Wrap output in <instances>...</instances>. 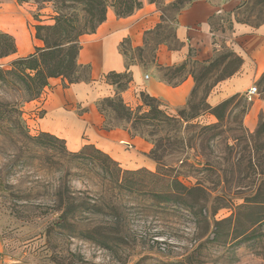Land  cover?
Wrapping results in <instances>:
<instances>
[{
	"label": "rangeland",
	"instance_id": "374dc122",
	"mask_svg": "<svg viewBox=\"0 0 264 264\" xmlns=\"http://www.w3.org/2000/svg\"><path fill=\"white\" fill-rule=\"evenodd\" d=\"M186 1L141 0V7L145 3L154 5L160 13L161 25L147 35L143 49L126 53L127 57L149 63L158 43L172 41L177 10ZM109 11L114 14L113 8ZM58 14L68 17L73 26L81 21L84 12L81 6L68 1L60 4L57 0H0V32L12 37L16 46L14 55L0 60V68L9 70L17 58L43 48L35 28L52 26ZM236 19L252 25L264 23V0H246ZM40 35L45 37L49 33L42 31ZM85 36L79 37L80 43ZM49 40L54 38L51 36ZM228 56L219 55L207 71L198 67V88L189 102L192 112L203 108L202 100L209 87L236 67ZM84 77H89V71L82 70L73 78ZM254 86L261 97L264 82ZM20 96L17 85H0V101L20 102L22 112L19 124L11 121L0 128V264H264V206L237 210L241 201L220 198L224 190L231 193L234 189L233 183H222V170L229 165L220 160L227 155L226 145L232 151L236 172L242 177L249 176L243 182L246 195L257 188L254 174L264 172V135L256 139L246 137L243 132L247 129L243 126L242 112L252 103L243 97L235 99L225 110L223 134L210 143L213 148L200 149V141L196 139L195 150L188 151L190 156L217 158L214 160L219 170L214 174L190 173L188 178H181L182 183L193 187L200 180L203 187L214 188L218 198L195 202L189 197L185 205H178L161 204L144 193L151 188L150 178L144 173L132 174L143 169L124 170L107 155L108 167L119 173V189L105 192L98 167L101 158H73L62 141L39 144L41 133L36 124L42 115L40 98L21 103ZM112 118L111 114L107 120L110 124L130 128V123ZM197 132L188 130L184 137L191 138ZM126 156L124 163L132 165L130 156ZM59 183L83 193L91 202L98 201V206L90 207L84 215L92 230L102 228L100 234L94 230V240L62 236L49 226L50 206ZM258 219L263 221L256 224ZM224 220L229 221L216 226ZM242 233L243 240H234Z\"/></svg>",
	"mask_w": 264,
	"mask_h": 264
},
{
	"label": "crops",
	"instance_id": "0c3cea01",
	"mask_svg": "<svg viewBox=\"0 0 264 264\" xmlns=\"http://www.w3.org/2000/svg\"><path fill=\"white\" fill-rule=\"evenodd\" d=\"M245 2L193 0L176 15L172 41L158 43L149 63L131 59L126 53L143 49L147 33L160 24V13L154 5L145 3L125 18L107 12L106 21L80 43L77 63L90 67L89 80L68 84L62 78L50 79L39 99L42 115L37 130L63 141L68 152L92 146L124 170L153 171L155 164L148 158L150 144L124 130L102 129L97 103L117 92L106 77L112 73L129 75L130 82L120 93L127 107H139L143 93L175 115L187 107L198 66H206L225 53L239 64L229 76L211 86L204 103L213 109L233 96H243L264 74V23L252 25L236 19ZM179 68L173 76L168 71ZM263 115L264 94L254 98L243 126L253 132ZM195 122L208 125L216 119L206 111ZM126 155L132 165L124 163Z\"/></svg>",
	"mask_w": 264,
	"mask_h": 264
},
{
	"label": "trees",
	"instance_id": "16d2710c",
	"mask_svg": "<svg viewBox=\"0 0 264 264\" xmlns=\"http://www.w3.org/2000/svg\"><path fill=\"white\" fill-rule=\"evenodd\" d=\"M57 1H59L60 4H64L65 1H68L81 6L82 11L84 12L81 21H77L76 24L74 22V25L72 26V22H69L68 17L58 14L54 19V24L52 26H37L35 28L36 38L43 42L44 47L40 49L37 48L33 54L28 55L27 57L17 58L9 65V70H3L0 68V85H17L21 92V103L40 98L44 89L48 86V81L53 78L67 79L68 84L88 81L89 77L73 78L82 70L90 72L89 66H81L77 63V58L81 49L79 37L85 34H94L97 28L106 21L109 8L114 9V14L117 18L128 17L141 8V0ZM155 1L156 0H149L150 3ZM192 1L193 0H187L185 4H182L178 8L176 15ZM160 25L161 23L157 25L152 32L147 33V35L152 34L160 27ZM42 31L49 33V35H46L45 37L41 36L40 32ZM51 36L54 38L53 41L49 40V37ZM15 53L16 46L13 38L0 32V60L12 56ZM228 57L230 58L231 56ZM223 59H226V57ZM233 60L237 67L239 62L236 59ZM216 61L217 58L206 66L198 67H202L201 69H203V71H207L215 65ZM180 69L181 68L175 69L174 71H168L171 72V76H173ZM197 75L198 68L195 76V88L191 98L198 88ZM224 78L220 80H223ZM106 79L116 87L117 92L114 96L105 98L97 103V111L103 118L102 129L106 132L121 129L126 131L130 136L143 139L153 146L148 154V158L154 162L155 171L150 172L143 169V171L132 172V174L144 173L150 178L151 188L144 191V193L151 195L154 200L161 204L176 203L178 205H185L186 200L189 197L195 202H207L212 199H217L218 196H215L214 188L208 189L203 187L200 180H197L195 186L187 187L182 183L181 178H188V174L190 173L199 174L202 172H208L214 174V172L219 170V167L216 166L217 162L214 160L217 158L213 157V159H211L208 156L198 157L197 155L190 156L188 151L195 150L196 139L200 141V149L206 150L213 148V144L210 143L216 137L223 134L221 129L225 110L235 99L238 97L242 98L243 96H233L217 107L209 109L205 105L204 100L212 86L211 85L202 100V109H197L195 113L194 111L192 112V109L189 106L190 98L185 109L177 112L175 115H171L167 113L158 100L143 93L139 96L142 106H139L134 110L127 107L120 97V93L127 88V85L130 82L127 73H112L109 74ZM263 82L264 74L261 76L257 84H262ZM262 93L264 94V90ZM18 103L20 102L7 103L0 101V128L11 121L18 124L21 122L22 112L18 107ZM144 106L148 109L143 111L142 107ZM249 109V105L245 106L242 112L243 118ZM206 111H209V113L214 116L216 123L205 125L195 122V120L201 116V113ZM188 113L190 114L188 115ZM111 114L113 115V120L122 121L125 124L130 123V128L122 125L110 124L107 120H109ZM13 116L14 118H12ZM188 130H197V135H194L191 138L184 137L185 132ZM243 132L246 137H255L256 139L264 135V115L258 121L254 133H250L246 130H243ZM38 140L41 145L60 141L45 133L39 134ZM234 141H236V139H234ZM226 148L228 150L227 155L223 159H219L225 164L228 163L231 168L227 165L228 168L222 170V183H233L234 189L231 193L224 190L222 192L223 195H221L220 198L225 199L228 202L241 201L242 203L237 206V210L263 207L264 172L254 174L257 178L255 181L257 188L249 191L250 195H246L243 186L245 184H243V182L245 179L249 178V176L245 175L242 177L239 172H236L234 169L236 164L231 160L232 151H230L227 145ZM255 148L258 153L259 147L256 146ZM71 156L73 158H85L88 156L91 159L96 156L101 158L98 167L103 175L101 178L105 182V192L110 193L119 189V186L117 185V175L119 173L118 171H112L108 167V158L105 154L96 150L92 146H85L77 153L71 154ZM248 164L249 166L252 165L251 159L248 160ZM55 190V198L50 206L51 212L48 215L51 219L49 221L51 229L62 236L81 237L88 240H94L95 238L92 236V233L95 230L97 234H100L102 228L97 226V228L92 230L84 215L90 207L96 208L98 206V201L91 202L88 200L89 197L87 199V197L82 196L83 193L73 191L70 187H65L61 183L57 184ZM114 208L115 207H112L113 210H115ZM193 216L195 215L193 214ZM228 221L229 220L218 222L216 226L222 225ZM262 221L263 220L258 219L255 223L259 224ZM244 237L245 234L242 233L237 235L234 240H243Z\"/></svg>",
	"mask_w": 264,
	"mask_h": 264
},
{
	"label": "built area",
	"instance_id": "2783aa9c",
	"mask_svg": "<svg viewBox=\"0 0 264 264\" xmlns=\"http://www.w3.org/2000/svg\"><path fill=\"white\" fill-rule=\"evenodd\" d=\"M258 95L257 88L255 86H251L243 95L244 100L247 103H252L254 98Z\"/></svg>",
	"mask_w": 264,
	"mask_h": 264
}]
</instances>
